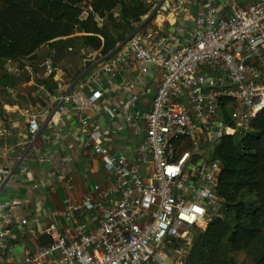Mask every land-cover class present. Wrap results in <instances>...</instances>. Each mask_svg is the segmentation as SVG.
Masks as SVG:
<instances>
[{"label":"built area","instance_id":"1","mask_svg":"<svg viewBox=\"0 0 264 264\" xmlns=\"http://www.w3.org/2000/svg\"><path fill=\"white\" fill-rule=\"evenodd\" d=\"M159 12L165 19L156 30L143 32L142 23L111 54L85 53L76 78H68L52 56L39 65L55 93L47 95L46 107L21 111L29 139L16 157L20 165L35 142L45 139L43 130H67L63 120L69 113L82 129L98 112L114 121L116 113L105 102L119 71L160 76L145 112L124 107V125L135 136L143 133L134 159L113 153L100 140L103 135L88 131L83 146L91 144L111 186H94L95 199H65L49 217L48 244L24 252L25 264H179L194 230L205 229L219 214L215 146L225 136L247 135L251 120L264 110V0H158L145 17ZM171 35L180 41L170 45ZM2 72L19 76L23 69L8 60ZM126 88L138 89L133 77ZM5 172L4 182L12 176ZM81 212L97 214L98 225L90 229L78 218ZM0 214L4 264L8 239L26 220L2 206ZM59 219L71 225L62 229Z\"/></svg>","mask_w":264,"mask_h":264},{"label":"trees","instance_id":"2","mask_svg":"<svg viewBox=\"0 0 264 264\" xmlns=\"http://www.w3.org/2000/svg\"><path fill=\"white\" fill-rule=\"evenodd\" d=\"M152 7L149 0H0V69L8 60L34 61L44 46L57 66L70 52L80 59L90 50L109 55L140 27ZM24 75L0 74V91L29 83L30 75ZM39 84L55 93L50 79ZM214 155L221 165L217 194L222 205L205 229L194 230L179 261L264 264V112L251 120L244 137H223Z\"/></svg>","mask_w":264,"mask_h":264},{"label":"crops","instance_id":"3","mask_svg":"<svg viewBox=\"0 0 264 264\" xmlns=\"http://www.w3.org/2000/svg\"><path fill=\"white\" fill-rule=\"evenodd\" d=\"M164 19L163 12L142 18V23H147L142 31L156 30ZM170 37L174 38L170 40V45L180 41L178 36ZM81 52L85 53L84 50ZM83 60L84 58L80 60L79 74L84 66ZM25 72L29 73V70ZM159 76L157 71L147 77L138 76L132 68L119 71L105 102L116 113L114 121H109L103 112H98L92 115L88 127L82 129L79 119L69 113L63 120L67 130L62 135L59 134L60 128L43 130L45 139L40 137L35 142L28 153L27 161L21 165L17 163L16 157L27 150L29 139L26 120L21 111L29 106L25 107L19 102H0V206L3 210H10L18 219L26 220L25 225L14 227L2 254L4 264H25L24 252H33L36 248L48 244L49 240L44 231L50 224L49 217L52 212L63 208L65 199L74 202H79L86 196L95 199L94 186H99L100 189L111 186L112 180L105 172L102 160L91 153V144L83 146L88 131L94 130L98 135H103L104 138L100 140L109 146L113 153L134 159L143 133L135 136L124 125V107L131 105L140 113L145 112L155 94ZM132 77L138 89L131 92L126 87ZM47 95L50 94L43 88L41 106L30 107L41 108L49 105L50 99ZM139 122L143 126V122ZM110 130L114 131V134L110 135ZM38 157L45 159L38 161ZM4 166L7 170L3 169ZM5 171L10 172L12 176L4 182ZM34 185L38 188L33 189ZM77 216L90 229L98 225L97 214L81 212ZM59 223L62 229L71 225L70 221L65 219H59Z\"/></svg>","mask_w":264,"mask_h":264},{"label":"rangeland","instance_id":"4","mask_svg":"<svg viewBox=\"0 0 264 264\" xmlns=\"http://www.w3.org/2000/svg\"><path fill=\"white\" fill-rule=\"evenodd\" d=\"M149 2L155 4L158 2V0H149ZM51 56L52 52L47 46H44L37 51L34 61L24 60L18 62L20 68L23 69V72L18 77H22L26 73L25 68L27 67L29 70L28 74L30 75L31 81L26 84H19L16 89H13L11 92L8 91V93H2L0 91V102H19L25 107L41 106L43 96H41L42 86H40L39 83L44 80L45 75L39 68V65L42 61ZM80 60V57L76 53L70 52L67 53L65 58L59 62L58 67L64 70L68 74V76H70V78H76L79 74L78 72L81 70ZM2 71L3 67L0 69V74H2ZM185 252L187 253V251Z\"/></svg>","mask_w":264,"mask_h":264},{"label":"snow or ice","instance_id":"5","mask_svg":"<svg viewBox=\"0 0 264 264\" xmlns=\"http://www.w3.org/2000/svg\"><path fill=\"white\" fill-rule=\"evenodd\" d=\"M174 171H175V170H171V169H170V172H174Z\"/></svg>","mask_w":264,"mask_h":264},{"label":"water","instance_id":"6","mask_svg":"<svg viewBox=\"0 0 264 264\" xmlns=\"http://www.w3.org/2000/svg\"><path fill=\"white\" fill-rule=\"evenodd\" d=\"M263 112H264V110H263Z\"/></svg>","mask_w":264,"mask_h":264}]
</instances>
